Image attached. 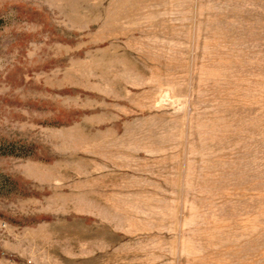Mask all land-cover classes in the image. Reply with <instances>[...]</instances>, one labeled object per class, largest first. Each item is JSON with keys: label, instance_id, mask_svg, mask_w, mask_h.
Listing matches in <instances>:
<instances>
[{"label": "rangeland", "instance_id": "rangeland-1", "mask_svg": "<svg viewBox=\"0 0 264 264\" xmlns=\"http://www.w3.org/2000/svg\"><path fill=\"white\" fill-rule=\"evenodd\" d=\"M0 264H264V0H0Z\"/></svg>", "mask_w": 264, "mask_h": 264}]
</instances>
